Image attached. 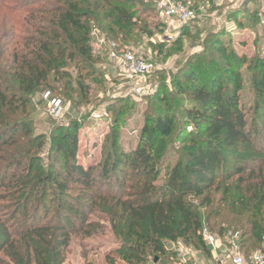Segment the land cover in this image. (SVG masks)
Instances as JSON below:
<instances>
[{
  "label": "trees",
  "instance_id": "1",
  "mask_svg": "<svg viewBox=\"0 0 264 264\" xmlns=\"http://www.w3.org/2000/svg\"><path fill=\"white\" fill-rule=\"evenodd\" d=\"M45 1L53 3L33 6V0H0V191L4 190L0 198L7 199L0 210V264H34L35 243L50 251L51 264H64L71 233L95 226L89 222L88 210L91 212L101 201L106 204L110 198L113 203L107 204L108 214L113 228L125 236L126 251L121 255L128 261L140 259L148 248L166 253V242L182 241L211 253L202 231L206 227L218 238L210 221L212 216L222 215L221 205L232 193L236 196L232 212L239 211L244 217L223 215L221 224L245 230L243 236L231 238L238 240L240 250L248 247L264 252L259 247L264 239V62L255 66L256 101L250 121L239 101L243 88L240 68L248 63L247 58L238 59L221 48L225 65L207 70L208 80L201 70H190L185 78L193 102L184 109L186 118L181 126L170 107L145 124L134 150L126 152L116 140L101 167L99 186H111L113 175L122 173L126 178L128 171L134 179L120 183L121 195L94 193L95 169L85 168L77 160L79 122L58 127L51 135L64 155V179L45 173L36 163L29 138L33 129L25 120L30 115V96L38 91L51 93L53 82L61 80V69L72 61H93L92 22L100 24L112 40L117 42L119 35L127 40L141 19L138 13L146 12L139 7L146 3ZM54 1L59 4L54 5ZM154 4L156 8V0ZM143 32L152 35L151 30ZM76 83L82 93L89 95L81 76ZM183 132L187 136H182ZM175 133L184 144L182 153L167 181L157 186L161 174L157 154L163 149L164 139ZM244 145L254 146V152L262 157L251 158L252 162L237 157L229 164L227 155L240 153ZM233 175L238 176L237 182H228ZM70 182L81 188L77 196L68 193ZM220 192L219 207H215ZM49 193L51 200L54 193L58 195L55 220L54 208L46 204ZM91 193V202L82 200ZM50 209L52 218L39 216ZM223 227L219 231L222 236ZM249 251L246 249L244 254L253 253Z\"/></svg>",
  "mask_w": 264,
  "mask_h": 264
},
{
  "label": "rangeland",
  "instance_id": "2",
  "mask_svg": "<svg viewBox=\"0 0 264 264\" xmlns=\"http://www.w3.org/2000/svg\"><path fill=\"white\" fill-rule=\"evenodd\" d=\"M143 1L146 4L139 8L146 12L138 13L141 19L130 30L127 40H124L122 35H119L117 42L112 40V36L100 24L92 22L93 61L82 58L72 61L61 69V80L53 82L54 90L51 94L63 102L65 109L62 114L52 116L48 112L44 96L48 91L45 93L38 91L30 96L31 103L28 110L30 115L25 120L33 129V136L29 137L32 141L31 152L37 156L36 163L43 167L44 172L52 173L58 180L65 178L66 170L60 146L52 142V132L58 127L79 122L81 128L78 131L77 160L83 167L95 169L93 177L97 184L92 192L121 195L123 191L120 183L123 180L130 182L134 179L131 171L126 172V178L122 173L113 175L110 179L111 186L108 183H104L106 185L103 187L99 186L101 167L109 159L113 143L117 140L126 152L134 150L145 124L170 107L181 126L186 118L184 109L193 102L185 75L190 70L199 69L208 80L210 74L207 70L214 71L217 67L225 65L226 57L224 51L219 50L221 48H225V51L238 59L247 58L248 63L240 68L243 88L239 93V101L246 111L248 121L252 119V108L256 101L253 75L256 64L264 62V0H195L198 6L204 8L184 32L168 28L166 21L156 10L154 0ZM33 2H35L33 6L53 3L49 1L47 3L45 0H33ZM57 4L59 3L54 1V5ZM143 29L151 30L152 35L146 34ZM113 44H116L120 50L133 49L139 57L147 59L153 65L154 70L146 76V89L143 93L133 92L132 85L120 74L117 65L110 57V46ZM79 76L85 80L89 95L78 89L76 79ZM187 129L190 132L192 127ZM182 136H187V132H183ZM164 140L163 149L160 155L157 154L158 166L161 168V174L155 182L157 186L167 181L169 173L178 164L184 145L178 141L176 133ZM255 150L252 145H244L240 153L227 155V160L229 164H233L238 158L252 162L251 158L262 157L254 152ZM237 178V175H233L228 182H237ZM55 186L54 183L56 189ZM69 188L68 193L73 196H77L80 192L79 185L73 182H70ZM3 192L4 190H1L0 194ZM92 194L82 200L86 203L91 202L89 199ZM221 195L222 192L216 194L215 207H219ZM52 198V195L47 197L46 204L49 208L50 206L54 208L55 220L59 203L57 193H54L53 200ZM235 198V194L232 193L229 201L221 205L222 215H214L210 221L225 253H228L232 247L231 238H239L245 232L221 224L223 215L244 217L239 211L232 212ZM110 199L106 204L102 201L98 203L91 212L88 210L89 222L94 223L95 226L71 233L64 252V264H217V256L213 251L206 253L202 247L199 249L182 241L164 243L166 253L163 254L148 248L145 253L140 254V259L133 261L123 259L121 251H126L123 247L125 236L120 235L118 230L113 228L108 214L110 205H107L113 203ZM6 203L7 199L0 198V210ZM202 210L207 212L206 208ZM39 216L41 218L47 216L46 219H50L53 217V211L52 209L43 211ZM247 216L246 214L245 219ZM221 225L224 226V236L219 234ZM34 247V264H51L50 251L39 243H35ZM259 247L264 248V239ZM246 249L253 253L261 251L248 247L241 251L244 253Z\"/></svg>",
  "mask_w": 264,
  "mask_h": 264
},
{
  "label": "built area",
  "instance_id": "3",
  "mask_svg": "<svg viewBox=\"0 0 264 264\" xmlns=\"http://www.w3.org/2000/svg\"><path fill=\"white\" fill-rule=\"evenodd\" d=\"M204 7L198 6L195 0H156V9L166 21L169 29L181 31L182 28L195 20ZM110 57L117 65L120 74L132 85L133 92L140 94L145 91L146 76L154 70L153 65L139 57L131 48L120 50L116 44L110 46ZM48 112L52 116H58L64 111V104L50 92L45 93ZM203 238L213 254L217 256V264H264V252L257 251L251 255H245L240 250L237 240H232V247L228 253H218L219 240L210 230L204 227Z\"/></svg>",
  "mask_w": 264,
  "mask_h": 264
},
{
  "label": "crops",
  "instance_id": "4",
  "mask_svg": "<svg viewBox=\"0 0 264 264\" xmlns=\"http://www.w3.org/2000/svg\"><path fill=\"white\" fill-rule=\"evenodd\" d=\"M219 245H220V243H219ZM222 252H224V250H222L221 249V246H220V249H219V252L218 253H222ZM215 255V254H214Z\"/></svg>",
  "mask_w": 264,
  "mask_h": 264
},
{
  "label": "water",
  "instance_id": "5",
  "mask_svg": "<svg viewBox=\"0 0 264 264\" xmlns=\"http://www.w3.org/2000/svg\"><path fill=\"white\" fill-rule=\"evenodd\" d=\"M157 261V260H156Z\"/></svg>",
  "mask_w": 264,
  "mask_h": 264
}]
</instances>
